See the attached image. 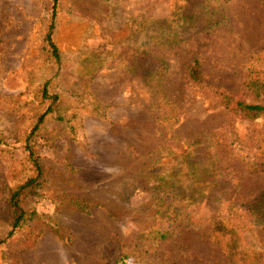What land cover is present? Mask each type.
Here are the masks:
<instances>
[{
	"label": "rangeland",
	"instance_id": "1",
	"mask_svg": "<svg viewBox=\"0 0 264 264\" xmlns=\"http://www.w3.org/2000/svg\"><path fill=\"white\" fill-rule=\"evenodd\" d=\"M52 4L0 0V264H112L117 242L157 264H228L209 218L229 211L221 200L251 207L264 197V115L226 112L215 92L264 105L245 85L249 70L264 72V0H56L51 16ZM49 25L56 62L44 40ZM154 25L164 27L165 45L155 44ZM192 59L199 83L183 74ZM159 65L174 108L166 120L144 80ZM45 81L58 105L34 138L38 195L22 202L36 219L5 239L8 194L30 175L24 140ZM191 145L193 194L202 201L186 212L199 224L155 245L146 235L162 224L160 174L178 170ZM82 201L94 207L81 212ZM241 239L257 253L264 229Z\"/></svg>",
	"mask_w": 264,
	"mask_h": 264
},
{
	"label": "trees",
	"instance_id": "2",
	"mask_svg": "<svg viewBox=\"0 0 264 264\" xmlns=\"http://www.w3.org/2000/svg\"><path fill=\"white\" fill-rule=\"evenodd\" d=\"M52 14L54 15V4L56 0H52ZM218 6H222L227 0H214ZM181 20H187L181 18ZM149 23V22H148ZM153 24H155L153 22ZM45 35V43L48 48L50 55L53 60L58 61V52L51 41L50 31ZM164 29L163 26H153L152 30H155L154 42L156 45H165L168 43L164 40V36H159L160 30ZM153 37L149 38L152 40ZM145 45L142 46V51H145ZM165 68L163 65H159L154 71L145 74L144 80L146 85L153 91L156 105L161 107V110L165 112V116L161 119L166 120L168 115L169 118H174L173 104L167 99L165 93L161 88V83L164 77ZM184 77L189 82H201L200 66L197 59H192L184 68ZM246 88L252 92L255 96L260 94L264 95V72L262 70L248 71L245 77ZM40 103L41 107L37 110L34 115L32 126L24 140V147L26 151V159L29 164L30 175L24 180L17 182L10 190L6 209L11 215L10 229L5 234V239L11 237L15 231L19 230L22 226L27 224L29 221H35L36 214L34 210H24L22 208V202L26 198H35L38 195L39 180L41 178V168L39 165L40 156L34 150V138H40V134L44 131V125L50 118L58 105V97L50 94L47 88V82L45 81L40 89ZM215 96L218 100L220 107L232 114H241L246 119H255L259 116L264 115V105L261 104H249L244 103L240 100L233 98L232 96L225 95L219 92H215ZM155 105V104H154ZM194 145H191V149L188 148L185 152L186 157L183 159L182 164L178 170L168 168L164 170L163 174H160L162 179L161 185L157 186L158 195H156L155 203L163 209L162 224L158 228L151 229L146 237L152 241L156 240V244L166 241L172 234L182 230L186 224L191 223L190 227H195L199 224L196 220L189 217L186 210L197 205L202 201L201 198L195 197L193 190L197 187L194 183L195 169H194ZM181 157L184 156L182 153ZM204 183V182H203ZM161 192V193H160ZM160 193V194H159ZM165 195V196H164ZM222 203L229 205V210L225 214L220 216V212H216L215 217H210L209 220H213V227L208 230L212 233L215 241L219 243V247L223 252L225 258L228 260V264H264V247L257 253H252L247 250H243L241 237L244 230L259 227L264 229V197H260L258 200H253L251 207L247 206V203L239 202L234 203L231 200H221ZM78 205L80 201H77ZM82 206L79 207V211L85 213V207L89 204L86 201H82ZM87 203V204H86ZM86 204V205H85ZM85 205V206H84ZM234 206V207H232ZM91 207H94L91 206ZM168 211V212H166ZM219 217V218H218ZM52 234L57 240L68 243L70 238L67 231L63 228L56 227L50 228ZM1 243V241H0ZM115 256L112 258V264H124L127 260L133 259L137 264H157L156 257L149 256L143 250L138 251L136 244L126 245L123 242H117L115 244ZM147 255V256H145ZM247 258L249 261L247 262Z\"/></svg>",
	"mask_w": 264,
	"mask_h": 264
}]
</instances>
